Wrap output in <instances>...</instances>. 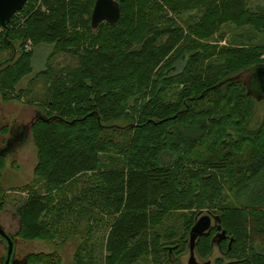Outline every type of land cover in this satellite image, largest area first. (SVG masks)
Masks as SVG:
<instances>
[{
  "label": "trees",
  "instance_id": "16d2710c",
  "mask_svg": "<svg viewBox=\"0 0 264 264\" xmlns=\"http://www.w3.org/2000/svg\"><path fill=\"white\" fill-rule=\"evenodd\" d=\"M96 1L28 0L0 25V58L8 53L0 59L4 102L26 92L17 86L34 71L28 40L54 45L50 70L41 74L50 82L39 102L44 119L31 126L34 180L42 185L17 209L15 237L71 235L79 241L73 264H140L149 257L150 264H183L204 212L219 220L196 239L199 258L208 259L219 240L225 258L216 264H264V113L251 126L258 100L232 79L264 66V13H249L245 0H116L119 20L95 28ZM192 9L202 11L198 21L176 19ZM229 22L263 37L217 51L209 41ZM57 53L78 64L56 73L50 62ZM6 159L0 154V177ZM260 181L247 204L227 201L225 184L239 196ZM4 204L0 182V211ZM174 212L184 218L181 238L151 232ZM106 215L114 219L100 260L91 237ZM219 225L226 235L214 242ZM6 253L0 251V264ZM26 262L63 264L56 251L27 254Z\"/></svg>",
  "mask_w": 264,
  "mask_h": 264
},
{
  "label": "rangeland",
  "instance_id": "374dc122",
  "mask_svg": "<svg viewBox=\"0 0 264 264\" xmlns=\"http://www.w3.org/2000/svg\"><path fill=\"white\" fill-rule=\"evenodd\" d=\"M246 9L249 13L259 14L264 13V0H245ZM176 19L179 22H196L202 16V11L199 9H192L184 11L179 14ZM26 23V19L23 15L18 17V27H23ZM257 37L259 41L263 34H255L254 29L250 25L239 26L235 23L229 22L223 24L220 31L210 39L209 43L213 47H217V51L224 49L229 46H247L252 38ZM251 39V40H250ZM250 40V41H249ZM252 42V41H251ZM254 42V43H256ZM208 43V42H207ZM27 50L34 49L33 68L34 71L31 75L25 77L22 82L17 86V91L20 89L26 91L23 97L19 100H12L4 102L0 95V147L6 148L7 140L11 137V132H17L21 130L22 126L29 125L34 118L41 113L39 102L44 100L48 96V87H50L49 80L41 75L44 71L50 70L48 66L49 56L54 53V45L41 44L34 47L32 40L27 42ZM8 53L5 52L1 56L4 58ZM215 55L214 57H216ZM0 58V59H1ZM187 62V58H182L177 62V71H181ZM78 64V60L71 54L57 53L52 57L50 66L53 67L56 73L61 70H67ZM67 68V69H66ZM244 75V74H243ZM242 75V76H243ZM244 81V79H241ZM247 87L252 88L248 79H246ZM257 90V91H256ZM255 91L251 90L250 93L255 99L256 108L254 110L253 121L251 126H256L258 121L264 113V93L261 94L258 87ZM122 124L125 122H121ZM210 155V154H209ZM114 155L111 154L112 164L116 166L114 162ZM37 164V151L33 143V139L29 137L24 143L13 148L11 152L7 154L5 168L3 174L0 177V182L4 190L5 204L3 209L0 211V224L5 228L7 232L16 236L19 226L20 218L17 215V209L21 207L29 196L36 190H39L41 183H36L34 180V169ZM110 161L107 162L108 166L112 165ZM262 182H254L249 188H242L240 195L235 196L229 191V184H225L223 189L227 195V201L233 204L245 205L248 202V195L250 191L257 189ZM29 185L30 187L25 188ZM261 187V186H260ZM226 201V202H227ZM180 212H174L168 216L163 223L159 226L151 229V232L159 233L164 236H170V240H177L182 237L184 232V218ZM211 216L212 226L216 224L214 217L208 213H202L201 216ZM114 218L104 216L103 222L98 226H94L92 231V244L94 253L100 260H103L107 254L104 248V241L108 233L109 226ZM64 223V224H63ZM61 227H69L68 222H62ZM69 232V230H67ZM169 240V239H168ZM18 252L21 254H32V253H51L56 251L61 255L63 264H73L76 250L78 249L79 241L77 238L71 235L65 239L61 234L57 235L54 241H47L36 239L32 241H22L19 239ZM165 241V240H164ZM6 246L5 241L0 239V251L3 254ZM195 258L198 264H216L219 258H225L224 253L220 250L218 241L215 242L214 250L212 255L208 259H201L197 256L195 250L193 255L189 249L181 255L180 259L183 264H190L191 258ZM146 261V262H145ZM140 264H150L152 258L149 257Z\"/></svg>",
  "mask_w": 264,
  "mask_h": 264
},
{
  "label": "water",
  "instance_id": "95a60500",
  "mask_svg": "<svg viewBox=\"0 0 264 264\" xmlns=\"http://www.w3.org/2000/svg\"><path fill=\"white\" fill-rule=\"evenodd\" d=\"M28 0H0V25L7 26L8 23L11 22L14 15L23 9ZM121 16L120 6L116 0H97L92 13V24L96 28L103 21H108L110 23H116ZM254 71L252 77L248 78L247 74ZM244 74V75H243ZM241 75H238L232 79H244L246 82L248 79L249 83L252 84V88L249 87V91H255L258 87V91L260 90L261 94L264 93V84L262 83L261 76L264 75V66L255 67ZM243 75V76H242ZM247 83V82H246ZM257 91V90H256ZM37 119H44L43 115L39 113L34 120L26 126H22L19 133L11 134V137L7 140V147H0V154L6 155L13 150V148L19 146L24 143L29 137H31V126L33 122ZM215 221L219 220L216 216ZM216 225V224H215ZM213 226L211 225V216L204 215L202 216L193 227L191 231V253L195 250V241L196 239L203 233L209 232ZM220 230L219 234L214 238V242L216 238L220 235L221 237H225L226 231H221V226H218ZM0 238L3 239L6 243L7 247V256L5 258L4 264H11V260L13 258L15 252L16 241L14 236L7 232L5 228L0 224ZM233 238L230 241V246L232 244ZM219 242V240H218ZM190 264H198L195 261V258L190 259Z\"/></svg>",
  "mask_w": 264,
  "mask_h": 264
},
{
  "label": "flooded vegetation",
  "instance_id": "af4514ba",
  "mask_svg": "<svg viewBox=\"0 0 264 264\" xmlns=\"http://www.w3.org/2000/svg\"><path fill=\"white\" fill-rule=\"evenodd\" d=\"M255 74V72L254 71H252V72H250V73H248L247 74V76H248V78H250V77H252L253 76V74ZM261 80H262V83L264 84V75L262 74V76H261ZM251 86H252V84H251ZM20 131H17V132H15V133H19ZM12 134L14 133V132H11ZM211 225H212V222H211ZM13 235V234H12ZM14 236V235H13ZM14 239H15V241H16V246H15V252H14V255H13V258H12V260H11V264H27V262H26V255L25 254H21V253H19L18 252V249H20L19 248V245H20V241L19 240H17V238L14 236ZM5 246H6V243H5ZM6 249H7V247H6ZM189 249H190V251H191V243H190V245H189ZM6 256H7V253H6ZM5 261V260H4ZM3 264H4V262H3Z\"/></svg>",
  "mask_w": 264,
  "mask_h": 264
}]
</instances>
